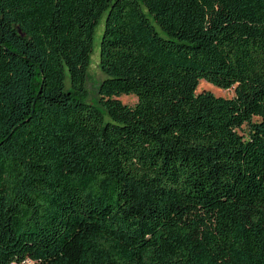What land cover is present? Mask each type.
<instances>
[{
    "label": "trees",
    "instance_id": "obj_1",
    "mask_svg": "<svg viewBox=\"0 0 264 264\" xmlns=\"http://www.w3.org/2000/svg\"><path fill=\"white\" fill-rule=\"evenodd\" d=\"M27 260L264 264V0H0V264Z\"/></svg>",
    "mask_w": 264,
    "mask_h": 264
},
{
    "label": "rangeland",
    "instance_id": "obj_2",
    "mask_svg": "<svg viewBox=\"0 0 264 264\" xmlns=\"http://www.w3.org/2000/svg\"><path fill=\"white\" fill-rule=\"evenodd\" d=\"M103 31V21L98 25L95 31L94 40H93V52L90 58V65L87 71V79H86V92H87V101L95 104V100L97 99V86L99 82L104 78L102 72L99 69V42L101 38V34ZM208 91L213 95L222 98H232L234 95L233 89L223 91L217 89L206 82L201 81L197 88V93ZM119 100L129 106H133L136 102V99L133 96H122ZM23 264H32L30 261H26Z\"/></svg>",
    "mask_w": 264,
    "mask_h": 264
}]
</instances>
